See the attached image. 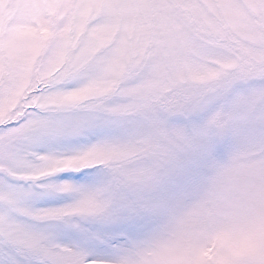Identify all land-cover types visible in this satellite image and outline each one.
<instances>
[{
  "label": "snow or ice",
  "instance_id": "1",
  "mask_svg": "<svg viewBox=\"0 0 264 264\" xmlns=\"http://www.w3.org/2000/svg\"><path fill=\"white\" fill-rule=\"evenodd\" d=\"M0 264H264V0H0Z\"/></svg>",
  "mask_w": 264,
  "mask_h": 264
}]
</instances>
